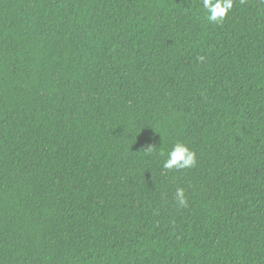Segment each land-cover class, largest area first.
Returning a JSON list of instances; mask_svg holds the SVG:
<instances>
[{
	"label": "trees",
	"instance_id": "16d2710c",
	"mask_svg": "<svg viewBox=\"0 0 264 264\" xmlns=\"http://www.w3.org/2000/svg\"><path fill=\"white\" fill-rule=\"evenodd\" d=\"M201 5L0 0V264H264V0Z\"/></svg>",
	"mask_w": 264,
	"mask_h": 264
},
{
	"label": "clouds",
	"instance_id": "9594fccd",
	"mask_svg": "<svg viewBox=\"0 0 264 264\" xmlns=\"http://www.w3.org/2000/svg\"><path fill=\"white\" fill-rule=\"evenodd\" d=\"M202 9L205 12V19L212 24L220 25L224 22L227 15L233 10L234 0H202ZM204 57H198L197 60L202 61ZM156 151V147L149 146L146 149L148 154ZM160 156H165L162 168L165 171L187 170L195 167L197 162L196 153L189 148L184 142L178 141L165 153L159 151ZM175 202L181 207H187L188 201L183 188H177L175 192Z\"/></svg>",
	"mask_w": 264,
	"mask_h": 264
}]
</instances>
